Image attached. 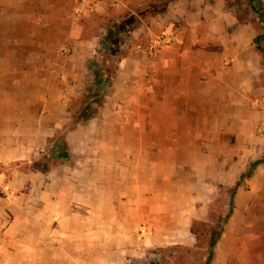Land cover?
<instances>
[{
  "label": "crops",
  "instance_id": "1",
  "mask_svg": "<svg viewBox=\"0 0 264 264\" xmlns=\"http://www.w3.org/2000/svg\"><path fill=\"white\" fill-rule=\"evenodd\" d=\"M162 1L163 5L160 0H129L114 8L111 0H101L88 10L79 0H0L2 167L28 158L36 141L44 135L46 139L41 126L47 125L46 113L52 112L56 79L70 82V88L80 87L81 82L74 83L81 81L78 64L70 68L60 60L100 56L97 49L108 24L131 15L139 20L117 61L110 94L105 95L108 100L91 119L74 122L73 137L62 131L69 161L72 158L77 164V176L67 178H76L70 187L77 188V196L68 194L67 201L73 204L75 198L77 204H93L84 217L94 221L93 234L99 237L95 242L103 241L109 245L104 250L122 257L128 251L163 246L159 218L141 228L139 241L134 242L132 231L134 224L147 220L150 204L162 203V192H157L163 185L160 181L174 180L182 172L198 173L212 162L209 157L226 156L231 149L235 154L237 143L241 140L242 145L244 140L246 118L252 124L264 123V57L254 43L261 29L259 14L249 0H240L247 16L238 13L235 0ZM254 1L264 6V0ZM93 15L102 20V32L89 38L82 18ZM163 31L174 32L176 39L158 54L132 49V44ZM116 106L119 110L112 111ZM64 168L72 171L69 165ZM154 173L159 175L154 178ZM3 176L0 170V185ZM41 187L43 197L28 198L31 205H43L37 218L35 213L25 215L23 221L8 219L0 197V264H53L47 182ZM171 197L163 202L173 204ZM192 215L188 222L182 219L185 226L177 233L179 244L191 242L192 219H203L202 211ZM102 221L108 229L100 228ZM228 236V230L221 231L210 264H264L249 259L245 247L235 240L227 245Z\"/></svg>",
  "mask_w": 264,
  "mask_h": 264
},
{
  "label": "rangeland",
  "instance_id": "2",
  "mask_svg": "<svg viewBox=\"0 0 264 264\" xmlns=\"http://www.w3.org/2000/svg\"><path fill=\"white\" fill-rule=\"evenodd\" d=\"M235 3L238 5V13L247 16L240 0H235ZM261 9H264L263 5ZM114 11L120 12L123 9H114ZM248 18L253 20L252 16ZM82 19L84 32L89 38L96 37L102 32V20L98 16L93 15ZM262 45L264 46V40ZM60 61H64L70 68L78 64L76 72L82 73L81 81L74 83L81 82L80 87L70 88L69 85H72L70 82L63 83L60 78L56 79L59 82L58 88L54 91L52 112L46 113L47 125L41 126L42 132L46 130V139L43 133L41 135H44L43 139L36 141L34 153L28 158H23L14 165L0 166V170L4 173V183L0 185V197L5 201L6 214L8 213L6 217L10 220L18 217L23 221L25 215L35 213L37 218L43 205L40 202L31 205L28 198L29 196L36 199L43 197L44 188L41 186L47 182L46 193L49 196L50 207L47 206L52 216L53 231V240L50 242L52 254L48 253L52 259L47 258L51 259L53 264H202L209 249L206 240L198 243L193 240V235H188L191 242L189 240L185 244L176 242L178 231L183 230L185 226V220L182 219L187 218L188 222L195 210L203 212V219L196 220L204 221L211 226L221 225V231L228 230L227 245L235 240L236 243L245 247L244 253H249L251 256L249 259L264 260V162L250 169L252 162L264 157V123L252 124L248 118L245 122L243 143L241 145V140L237 143L239 145L235 154L231 149L230 154L226 156L209 157L212 162L207 165V168L203 165L198 173L188 171L180 175L176 173L181 176L180 181H178L179 176H176L172 178L174 180L166 178L164 183L159 182L160 186L163 184L157 189V192H162V203L150 204L149 213L146 214L147 220L139 225L134 224L132 231L135 242L136 239H140L138 234L143 231L142 229L145 230L143 226L148 222L152 223L154 218H159L161 221L157 222V229L161 233L163 246L145 249L140 253L128 251L124 254L125 257H122L116 252L104 250L105 247L108 249L109 245H104L103 241L97 244L95 240L99 237L93 234L94 221L84 217L88 216L93 204H77L75 198L71 201L73 204L68 202V194L77 196V188L70 187L72 183H75L76 178L67 179L68 176H77L76 161L71 158L69 162L54 165L51 155L53 153L52 138L58 132L64 131L69 137H73L76 133L73 124L78 119V114L74 113L81 107V102L89 103L91 100L101 98V95L96 96L91 88L93 87L92 55L84 60L70 61V58H67ZM105 65H109V69L112 68L114 71L117 62L111 59L107 60ZM56 72L60 73V71ZM261 75L264 81V68L261 70ZM110 91L109 87L107 95ZM103 99L107 98L104 96ZM92 107L95 108V104ZM111 110L118 111L119 106ZM39 129L40 126L37 125V130ZM25 131L28 134V129ZM196 158L203 160L204 157ZM64 164L69 165L72 171L68 172ZM242 173H249V175L242 177ZM158 175L159 173H154L153 177ZM238 180L239 186L234 189ZM171 195H173V204L164 203L166 198L171 200ZM100 206L105 208L103 204ZM29 207H32L33 211H30ZM76 217H79V220H76ZM36 221L39 223L38 219ZM37 228L40 227L37 226ZM100 228L108 229L109 226L102 221ZM101 238L104 239V237ZM248 247H251L249 252ZM98 248L101 250H96Z\"/></svg>",
  "mask_w": 264,
  "mask_h": 264
},
{
  "label": "trees",
  "instance_id": "3",
  "mask_svg": "<svg viewBox=\"0 0 264 264\" xmlns=\"http://www.w3.org/2000/svg\"><path fill=\"white\" fill-rule=\"evenodd\" d=\"M160 2V5H163L164 2L162 0H160ZM249 2L251 3L252 8L259 14L261 32L254 37V43L256 45V48L264 57V46L262 45V41L264 40V12L262 11L261 7L255 3L254 0H249ZM156 6L157 3L154 5V7ZM148 8H150V6H148ZM138 23L139 20H137V16L131 15V17L126 20H118L112 22L111 24H108L105 33L100 39V43L97 49L100 56H95L92 59L93 87L91 88L94 90L96 96L101 95V98L91 100V102L86 104V101L81 102V107L74 113L78 114L77 120H89L97 113V110L102 105L104 101L103 98L112 83V77L114 74L113 69H109V65H105V62L107 60L110 61L111 59L116 60L117 62L121 59V56L125 53L124 46L126 45L127 40L130 38V30L133 26H137ZM93 104H95V108L92 107ZM77 120L75 122H77ZM52 140L53 153L51 156L54 161V165L56 163L69 161L70 152L67 142L64 138V133L58 132L52 138ZM260 162H264V157L252 162L250 169H252ZM248 175L249 173H242V177ZM237 186H239V180L236 182L234 189ZM221 229V225L211 226L204 221H198L196 219L192 221L190 232L195 236L196 242L200 243L202 240H206L209 246L206 259L202 264H210L213 255V246L220 236Z\"/></svg>",
  "mask_w": 264,
  "mask_h": 264
},
{
  "label": "built area",
  "instance_id": "4",
  "mask_svg": "<svg viewBox=\"0 0 264 264\" xmlns=\"http://www.w3.org/2000/svg\"><path fill=\"white\" fill-rule=\"evenodd\" d=\"M86 9L93 10L101 0H79ZM129 0H111L114 8H120L128 3ZM176 39L174 32L163 31L158 35L149 36L143 42H136L131 45L134 51L144 55H156L161 49L171 46Z\"/></svg>",
  "mask_w": 264,
  "mask_h": 264
}]
</instances>
